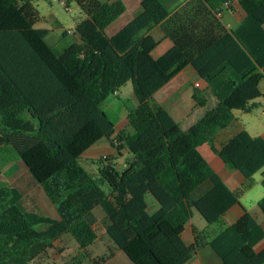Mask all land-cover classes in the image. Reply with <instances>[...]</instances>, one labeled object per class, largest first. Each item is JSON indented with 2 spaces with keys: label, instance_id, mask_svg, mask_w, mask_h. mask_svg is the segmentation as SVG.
I'll return each mask as SVG.
<instances>
[{
  "label": "trees",
  "instance_id": "obj_1",
  "mask_svg": "<svg viewBox=\"0 0 264 264\" xmlns=\"http://www.w3.org/2000/svg\"><path fill=\"white\" fill-rule=\"evenodd\" d=\"M33 1L0 0V153L15 150L58 216L25 207L18 185L0 188V264H39L68 234L80 250L76 260L88 259L99 239L91 219L97 209L106 235L132 264H188L206 247L221 264H264V248L256 251L264 226L246 210L235 223L225 221L255 174L264 188V138L243 130L217 144L233 111L264 107V23L255 15L264 0H138L139 11L112 37L106 29L125 14L122 1L57 0L85 15L75 27L80 44L60 55ZM234 5L243 17L229 29L221 15ZM157 27L172 45L154 58L163 41L151 34ZM188 67L206 85L193 93L197 106L211 98L217 104L184 131L155 95ZM129 82L138 104L117 130L105 106ZM104 139L128 158L120 171L114 157L91 159L93 177L77 163ZM205 144L245 183L231 190L201 153ZM258 207L264 215V198ZM194 210L207 225L192 226L187 244Z\"/></svg>",
  "mask_w": 264,
  "mask_h": 264
},
{
  "label": "rangeland",
  "instance_id": "obj_2",
  "mask_svg": "<svg viewBox=\"0 0 264 264\" xmlns=\"http://www.w3.org/2000/svg\"><path fill=\"white\" fill-rule=\"evenodd\" d=\"M98 1L105 2V0ZM120 1L125 4L127 10L125 14H123L109 28L106 29V34L109 37L114 36L122 28H124L140 9L138 0ZM33 5L39 11L41 16L39 27L48 30L49 33L46 38L47 43L53 47L57 55L62 54L69 46L80 44V39L75 33V27L77 22L85 18V15L76 4L73 3L67 8L63 3H60L57 0H34ZM234 9L236 12L238 6L234 5ZM228 12L235 14L234 11L226 10L221 15V18L223 19L225 14ZM151 34L157 40H163V32L160 28H155ZM168 45L169 42H162L160 48L153 53V57L159 58L162 54H164L162 53L163 50L166 52L169 49H166ZM184 76H180L174 84H172L175 91H167V93H171V96L168 98L165 106H169V110L179 122L182 130L186 131L191 126L196 124L208 110L214 108L217 102L214 98H211L205 107L197 106V103L193 99V93L196 90L203 93L206 85L199 78V76H194L192 80L199 82L200 87H194L193 83L184 84ZM175 85L179 88L176 89L177 87ZM260 88L264 91V81L261 83ZM175 102L176 106L171 107L170 105ZM137 104L138 102L133 93L132 84L129 82L126 86L121 88L119 97L112 98L106 104L105 111L119 129H125L127 126V115ZM233 114L234 121L230 127L231 137L235 136L241 130H246L253 136L264 134V108H259L251 114H245L241 111L235 110L233 111ZM184 115H186V117H184ZM221 140L225 141L226 139L220 134L219 142ZM202 152L203 151L201 150V153ZM105 153H109L108 157H114L113 163L118 171L123 168V165L128 158V153L126 151H123V156L120 157L118 152L114 148H111L110 143L104 139L89 149L77 164L89 175L95 177L98 167L90 163V160L99 159ZM205 158L208 160L206 156ZM0 166L3 170V174L0 176V188L18 185L24 194L23 205L25 207L39 210L53 218L58 216L55 207L47 199L40 186L33 180L31 174L23 165L19 156L11 146L6 147L0 153ZM212 166H214V168L216 167L215 164H212ZM226 167L230 171L229 166L227 165ZM252 180L254 182V187L241 198V203L248 208H251L254 203L264 198V188L262 186L261 174H255ZM210 186V183L204 184L193 194V198L195 200L200 198L206 190L210 188ZM194 213L195 215L192 219L193 224L198 228H204L207 225L206 221L196 210H194ZM102 216L103 213L99 209L92 213V225L99 235V239L90 247V257L88 259L77 261L80 250L74 243L72 237L68 234L63 236L61 240L55 244L54 248L49 249L43 256H41L38 263L93 264V258L113 253V258L108 260L106 264H132L128 257L121 250H119L106 235L105 229L101 223ZM192 236V230L188 228L186 235L183 236V240L187 244H190L193 241ZM205 249L201 251L200 257L196 256L188 264H207V257L214 258V262L211 264H220L221 261L214 254V252L209 247H206Z\"/></svg>",
  "mask_w": 264,
  "mask_h": 264
},
{
  "label": "crops",
  "instance_id": "obj_3",
  "mask_svg": "<svg viewBox=\"0 0 264 264\" xmlns=\"http://www.w3.org/2000/svg\"><path fill=\"white\" fill-rule=\"evenodd\" d=\"M187 1V0H184ZM239 7L236 10L235 14L228 12L227 14H225L224 18L222 19L223 22L225 23V25L230 29V28H234L235 26H237L239 24V21L241 20V18L243 17V12L240 10V16H239ZM225 12V11H224ZM256 17L258 18L259 21H261L262 23H264V5L262 7L259 8V10H257L256 12ZM160 28V27H157ZM161 29V28H160ZM164 37V34H163ZM162 42H169V45L167 46L166 49L171 47V42L168 39L163 40ZM168 44V43H167ZM161 46V44H160ZM159 46V48H160ZM158 48V49H159ZM165 50H163L162 53H164ZM185 75V76H184ZM180 76H184V84H191L193 83V86L196 87V84H199V82L197 81H193V77L194 76H199L198 73L192 68V67H188L187 69H185L184 71H182L178 76H176L167 86H165L162 90H160L156 95H155V100L161 105L163 106L171 115L172 117L176 120V118L174 117V115L172 114V112L169 110V106H165V103H167L168 98L171 96V93H167L171 92V91H175L174 87L172 86V84H174V82L180 77ZM200 78V77H199ZM200 85V84H199ZM178 89L179 87L177 85H175ZM200 87V86H199ZM198 88V87H197ZM175 94V93H173ZM118 96H120V92L118 94ZM171 107L176 106V102L172 103L170 105ZM264 108V107H262ZM184 117H186V115H184ZM127 119V118H126ZM177 121V120H176ZM127 122V121H126ZM178 122V121H177ZM179 123V122H178ZM231 127V126H230ZM230 127L224 131L219 132V134L217 135V144L219 146L224 145L225 143H227L231 138H233L234 136L231 137V129ZM117 130H121L117 127ZM243 130H241L240 132H242ZM239 132V133H240ZM220 134L222 137H225V141L221 140L219 142V137ZM238 134V133H237ZM236 134V135H237ZM253 136V135H252ZM257 136H262L264 138V134L263 135H257ZM111 148H113L111 146ZM203 151V156L208 158V162L212 165L215 164L216 167L213 168L216 170V172L222 177V179L224 180V182L227 184V186L231 189V190H235L237 188H239L242 184L245 183V178L241 175V173H239L236 170H233L232 168H230V171L227 169V165L224 164L222 162V160L212 151V149L207 145H203L200 147V151ZM109 153H105L102 157L104 156H108ZM207 191V190H206ZM246 195V194H245ZM260 200H258L256 203H254L251 208H248L247 206L243 205L241 203L240 200V204L239 205H234L225 215V221L228 225H231L233 223H235L238 219H240L244 213L245 210L247 212H249L250 214H252L257 221L262 224L264 226V215L263 213L260 211L259 207H258V203ZM192 226H196L193 224V222L191 221L190 225L188 228H190L192 230ZM187 228V230H188ZM199 229H203V228H199ZM185 231L184 235H186ZM183 235V236H184ZM193 238V236H192ZM193 242V241H192ZM264 248V240L256 247V251H260ZM206 250V249H205ZM201 252L198 254L197 257H200ZM207 264H211L212 262H214V258H210L207 257ZM221 264V262H220Z\"/></svg>",
  "mask_w": 264,
  "mask_h": 264
},
{
  "label": "built area",
  "instance_id": "obj_4",
  "mask_svg": "<svg viewBox=\"0 0 264 264\" xmlns=\"http://www.w3.org/2000/svg\"><path fill=\"white\" fill-rule=\"evenodd\" d=\"M200 85L199 84H196V87H199Z\"/></svg>",
  "mask_w": 264,
  "mask_h": 264
}]
</instances>
